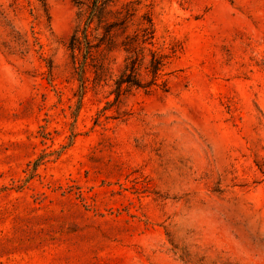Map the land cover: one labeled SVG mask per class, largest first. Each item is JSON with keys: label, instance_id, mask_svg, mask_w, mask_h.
<instances>
[{"label": "rangeland", "instance_id": "obj_1", "mask_svg": "<svg viewBox=\"0 0 264 264\" xmlns=\"http://www.w3.org/2000/svg\"><path fill=\"white\" fill-rule=\"evenodd\" d=\"M119 1L168 92L115 102L120 49L82 91L70 0H0V264H264V0Z\"/></svg>", "mask_w": 264, "mask_h": 264}, {"label": "trees", "instance_id": "obj_2", "mask_svg": "<svg viewBox=\"0 0 264 264\" xmlns=\"http://www.w3.org/2000/svg\"><path fill=\"white\" fill-rule=\"evenodd\" d=\"M40 7L49 22L46 0H40ZM76 9L74 26L69 38L68 50L80 89L85 91L89 82L88 73L93 74L92 83L106 82L111 74V56L115 49L126 53L125 64L114 80V101L128 93L130 88L147 92L159 89L168 92L169 83L164 67L168 56L152 50L155 29L150 16H146L141 35L131 38L123 33L129 28L130 17L123 18V3L119 0H70ZM150 55L147 59L146 53ZM144 70V71H143Z\"/></svg>", "mask_w": 264, "mask_h": 264}]
</instances>
